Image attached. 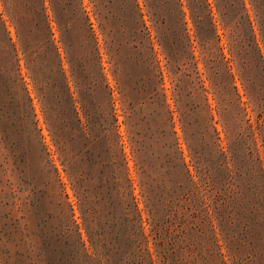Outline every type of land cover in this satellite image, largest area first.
<instances>
[{"label": "rangeland", "instance_id": "obj_1", "mask_svg": "<svg viewBox=\"0 0 264 264\" xmlns=\"http://www.w3.org/2000/svg\"><path fill=\"white\" fill-rule=\"evenodd\" d=\"M12 1L20 31L0 0V264H264V0H242L253 32L243 18L235 44L208 0L221 38L208 50L188 0H138L139 14L105 0L101 16L80 0L101 67L79 20L65 36L86 67L84 98L46 0L78 111L58 85L52 125L22 52L48 31L28 0ZM12 43L31 101L15 84ZM156 70L168 107L149 97Z\"/></svg>", "mask_w": 264, "mask_h": 264}, {"label": "trees", "instance_id": "obj_2", "mask_svg": "<svg viewBox=\"0 0 264 264\" xmlns=\"http://www.w3.org/2000/svg\"><path fill=\"white\" fill-rule=\"evenodd\" d=\"M79 1L80 0H76V3H74L72 11H70V13H67V7L73 2V0H64L62 11H59L56 8L55 5L57 2H55V0H51V9L53 12V20L57 22L59 29L63 33L62 41L64 42V47L66 49V59L70 65L71 76L73 77L75 83L78 85V90L81 94V98H84V96H86L85 91H87L83 86L84 79L87 76L86 67L84 66L82 56L77 51L74 42L70 41L65 36V32L68 30H72V26L76 24V22H79V20H81L82 31L84 30V36L91 38L92 42H94L92 48L90 49V54H92L94 58L98 60V68L100 70L101 67L95 37L92 31V22L90 20V17L85 14V11L82 10ZM92 1L96 7L97 15L101 16V6L104 4L105 0ZM4 2L5 4H9V12L12 15L13 19L17 22L15 25L20 31V27L22 26L20 21L23 17V14L21 12L22 5L16 2L14 3L12 0H4ZM188 2L191 10V16L195 22L197 30L199 31V37L202 39L203 42L202 45L205 49L208 50L210 44H212L213 37H215L216 40L221 39L220 35L216 32V22L213 18V8L211 6V3L208 0H204V4H202L200 0H188ZM23 4L25 6L29 5L32 7V10L37 13L43 20L44 25L46 26L48 31L47 38L44 39L42 37H39L36 42L23 39L22 52L27 61L29 76L32 78L35 87L42 101L44 102L45 112H47V119L52 125L54 124V116L52 114L53 107L52 104H50L48 96H50L52 91H55L57 89L58 85L61 86L59 94L63 95L64 98H67L69 100L70 106L74 108L76 114H78L77 105L75 104L73 91L71 90V87L69 85V77L63 65V57L59 51L58 46L55 44L54 41V32L52 31L51 26L52 19L50 18L51 16L48 13V6L46 5V0H28V2H25ZM239 4H242L241 8H239ZM130 6V8L136 10V12H138L139 14L140 6L138 0H130ZM216 7L223 21V29L228 30L230 32L233 44H235L240 38V26L242 27L243 18L246 19L247 25L253 32V26L249 16L242 12L245 10L242 0H217ZM178 14L180 16V19L182 20L183 27L181 30L182 32H185L186 36H188L186 25L187 22L185 21L186 11L183 9L182 4H180ZM205 17L208 18L207 22L204 21ZM145 30V26L143 28L138 27L135 29V32L140 36L145 34ZM211 32H215V34L212 36ZM147 33L148 32H146V34ZM241 40L243 39L241 38ZM140 43H142V40H140ZM162 43L163 42H159V44L161 45ZM187 44L191 45L190 38H188ZM11 47L12 49L8 48L6 49V52L10 56V59L13 60L14 65L16 66V74L14 79L15 84L20 85V88L24 91V95L26 96V98L31 101L29 91L25 86L22 74L20 72V57L18 48L13 43L11 44ZM148 48L151 52L154 51V44L151 40L149 41ZM257 51L259 52L260 57H263L259 47H257ZM12 53L14 54L12 55ZM192 57H195V55L193 54ZM174 59L175 61H178L179 58L177 57ZM210 67H212V65ZM100 76L102 77L101 72ZM154 76L158 78L159 85L152 86L149 97L153 100V102L168 107L166 101V94L163 92L162 88V71L156 70V72H154ZM160 94L162 95V103L160 101ZM82 108L86 113L87 119L90 118L92 115L91 106L89 104L83 103ZM168 112L171 114V111H169V109ZM170 119L172 120V114L170 115ZM78 120L81 121L80 118H78ZM56 136L58 142H64V138H62L58 134ZM140 168L142 173H144V166L141 165ZM135 209L137 212H139L137 206H135ZM138 246L139 250L141 251V245Z\"/></svg>", "mask_w": 264, "mask_h": 264}]
</instances>
